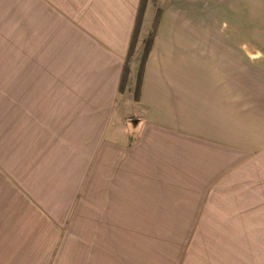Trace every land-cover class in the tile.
<instances>
[{
	"label": "crops",
	"instance_id": "0c3cea01",
	"mask_svg": "<svg viewBox=\"0 0 264 264\" xmlns=\"http://www.w3.org/2000/svg\"><path fill=\"white\" fill-rule=\"evenodd\" d=\"M228 1L158 0L136 100L143 0H0V264H264V59H200Z\"/></svg>",
	"mask_w": 264,
	"mask_h": 264
},
{
	"label": "rangeland",
	"instance_id": "374dc122",
	"mask_svg": "<svg viewBox=\"0 0 264 264\" xmlns=\"http://www.w3.org/2000/svg\"><path fill=\"white\" fill-rule=\"evenodd\" d=\"M151 4L155 5L153 6L155 7V15L158 8H161L158 0H144L142 7V19ZM239 4L240 1L238 0H231L227 2L229 11L226 10L225 14L221 15L225 21V28L221 31V33L217 32L215 42H210L209 47L201 46L200 59H264V0H257V2L247 0L245 9L244 7H240ZM240 12L242 15H240ZM244 12H247L248 15H243ZM219 17L220 16H217V20H219ZM142 19L139 22L135 50L130 63V72L131 65L135 60L140 62V71L145 47L144 41L147 39L148 34L152 30L151 27L149 33L143 37V41H141L142 37L139 39L140 33L142 34L143 32L141 26ZM240 28H242V30H239ZM243 28H247V30H243ZM139 71L134 79L131 77L129 72L126 82H124L125 85L122 91L125 94L127 93V96H134V94L137 95L138 93ZM132 119L134 120L135 118L132 117ZM133 129V134L135 135L138 129V123L135 122V127L133 126ZM144 225L145 227L147 225L149 226V224ZM141 234L144 235V233ZM136 235H139V230L136 231ZM157 236H162V234L160 233ZM159 248L160 244H156L153 248V253L156 255L153 256L152 264H177V258L173 254V248L169 242L167 250L163 248L161 255L159 254Z\"/></svg>",
	"mask_w": 264,
	"mask_h": 264
},
{
	"label": "trees",
	"instance_id": "16d2710c",
	"mask_svg": "<svg viewBox=\"0 0 264 264\" xmlns=\"http://www.w3.org/2000/svg\"><path fill=\"white\" fill-rule=\"evenodd\" d=\"M143 4H144V0L142 2L141 10L139 12V16H138V19H137V25L135 27V35H134V38H133V42L131 44V48L129 50V54L127 56V59H126L125 65H124V72H123L122 81H121V90H123V87L125 85L124 82H126V79H127L128 75H129V72H130V63L132 61V56H133L134 50H135L136 36H137L138 28H139V22L142 19V13H143L142 12V7H143ZM162 14H163L162 9L158 8V10L156 12V15H155V18H154V21H153L152 30L148 34L147 39L144 41V46H145L144 47V54H143V57H142V64H141V68H140V71H139V78H138V93H137V95L134 94V97H135L136 100H139V98H140L139 96H140V93H141L142 79H143L145 65H146L147 59H148V57L150 55V52L152 50V47H153V44H154V40H155V37H156L157 32H158L159 24H160L161 19H162ZM131 141H133L132 137H131Z\"/></svg>",
	"mask_w": 264,
	"mask_h": 264
}]
</instances>
